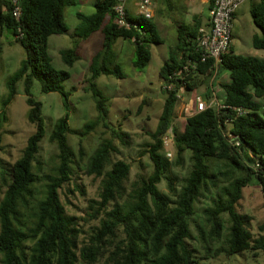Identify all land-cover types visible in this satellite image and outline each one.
Segmentation results:
<instances>
[{"label": "trees", "instance_id": "16d2710c", "mask_svg": "<svg viewBox=\"0 0 264 264\" xmlns=\"http://www.w3.org/2000/svg\"><path fill=\"white\" fill-rule=\"evenodd\" d=\"M115 1L94 0L93 14L77 15L81 24L75 29L76 43L97 31L103 34L102 46L91 58L84 89L91 93L97 120L83 126L78 133L81 137L107 117V98L96 87L95 80L102 75L123 77L116 64L111 67L115 41L122 39L133 45L132 65L138 70L151 60L150 46L162 41L157 25L141 17L128 15V21L136 28L117 27L112 11ZM73 5L74 0H21V15L16 21L11 14V0H0V37L7 30L25 52L19 70L7 83L6 103L14 97L16 83L22 81L29 107L27 120L34 127L18 159L10 163L0 157V264H202L211 255L212 244L222 239L226 247L217 253L229 257L244 252H251L253 257L264 253V235L255 236L251 229L253 217L240 212L244 190L254 182L264 197V59L236 54L232 46L219 66V74L229 75V81L222 83L224 103L247 113L238 116L230 110L217 112L210 108L188 118L185 131H176V156L169 161L162 138L178 118L180 103L175 95L165 93L157 127L150 133L142 153L149 158L150 173L142 172L144 166L138 163L140 171L130 182V165L115 159L118 151L112 140L100 143L87 158L83 174L100 181V192L98 200H87L92 214L86 222L95 221L98 226L92 228L86 239L82 238L84 231L77 217L66 211L61 199L65 188L73 182L76 165L67 139L71 133L69 116L57 119L49 135L58 151L56 167L39 175L38 153L45 126L42 105L31 96V88L37 82L41 93H57L63 108L69 109L70 93L63 87L69 73L52 66L48 38L67 32L63 12ZM251 16L263 33L262 37L253 36V47L264 50V0L253 6ZM201 24L196 19L193 25L177 26V42L160 71L163 81L184 64L180 55L195 47ZM209 27L207 24L206 28ZM60 55L69 67L79 59L75 50L62 51ZM211 69L212 63L203 65V77L195 76L188 88L205 85ZM149 100L146 96L138 111ZM226 120L229 121L225 123ZM112 133L121 145L128 146L127 135ZM225 133L238 137L241 147L232 146ZM2 150L0 134V153ZM186 151L191 152L188 176L173 175L174 168L184 166ZM212 162L221 163V168L216 169ZM163 182L167 192L159 189ZM74 189L86 196L78 185ZM212 190L217 191V197L204 210L205 223L195 225L206 253L199 258L197 249L189 242L193 240L191 224L196 204ZM260 229L263 231L264 226Z\"/></svg>", "mask_w": 264, "mask_h": 264}, {"label": "rangeland", "instance_id": "374dc122", "mask_svg": "<svg viewBox=\"0 0 264 264\" xmlns=\"http://www.w3.org/2000/svg\"><path fill=\"white\" fill-rule=\"evenodd\" d=\"M199 0H153L154 18L151 20L159 28V35L162 39L159 44L150 46L151 60L143 69H136L132 63L135 60L134 47L126 40L118 39L112 45L114 61L123 75L118 79L114 76H99L95 80L96 87L102 95L107 98V117L104 121H99L96 127L84 137L78 135L85 124L96 121L94 101L91 93L85 92L86 81L90 76L89 65L92 56L102 46L103 34L97 31L84 41H77L75 29L81 24L77 18L78 14L88 16L94 13V0H74V5L64 9V22L68 28L62 35H52L48 38V55L52 66L56 70H64L69 73V78L63 83L66 92L70 93L69 109L66 111L62 105V99L57 93L43 94L40 92L39 84L34 82L31 88V96L42 105V116L45 126V136L40 143L38 159L41 163V173H50L58 163V151L55 144L49 141V135L57 119L68 114V125L71 131L68 134V144L74 154V179L70 186L66 187L61 195L66 211L77 217L81 230L84 231L83 239H86L92 228L98 226V222L89 220L92 210L88 208V199L98 200L100 192V181L93 177H86L84 167L88 157L100 143L105 140H112L117 148L118 155L115 159L123 160L130 165V182L135 180V176L140 171L141 163L144 167L142 172L150 173L152 168L148 156L142 155L145 151V144L150 141V133L155 131L159 117L162 113L166 94L162 91L163 80L160 71L170 56L171 48L177 42V26L181 23L193 25L197 17H201L203 6ZM260 0H247L237 11L233 28V49L236 54L253 56L264 59V50H257L253 47V36H263L251 16V9ZM133 0H130V13L133 16L135 9L131 7ZM207 11L205 12V14ZM196 17V18H195ZM160 29H167L161 31ZM0 134L2 152L0 157L7 162L13 163L19 158L22 149L25 147L27 138L34 132L33 125L27 120L29 107L24 95L23 82L19 81L15 85L14 97L6 103L8 98V81L17 73L22 61L25 59V52L19 43L7 30H3L0 37ZM75 50L79 59L72 67L67 66L62 61L60 53L62 51ZM220 83L229 81L227 72H221ZM206 86L200 87V92H204ZM223 94V93H222ZM148 96V104L138 111L142 100ZM190 94L184 97L188 103ZM178 109L182 113L181 107ZM180 114H178L179 116ZM178 130L182 132V126L178 124ZM127 135L128 146L121 145L113 133ZM114 138V139H113ZM80 150L82 157H80ZM191 152L186 151L185 164L183 167L174 168L173 175L180 177L188 176L191 170L189 161ZM81 158V159H80ZM216 169H220L221 163H213ZM41 178V176H40ZM74 185L83 188L86 196L82 197L75 191ZM159 189L167 192V185L163 182ZM71 191V192H70ZM216 190L204 193V196L196 204V214L193 217L191 230L193 240L189 241L192 247L196 248L199 258L205 257V250L202 248L198 232L195 225L205 223L204 210L212 206V201L216 198ZM240 212L253 217L252 232L255 236L264 235L260 229L264 226V197L261 188L255 182L244 190L243 199L240 203ZM227 221V217L224 216ZM227 233L228 224L225 222ZM119 237H122L120 234ZM211 255L201 261L202 264H264V253L258 252L256 257L250 252H244L232 257L225 253H217L225 249L224 239L221 242L212 244ZM217 253V254H216Z\"/></svg>", "mask_w": 264, "mask_h": 264}, {"label": "built area", "instance_id": "2783aa9c", "mask_svg": "<svg viewBox=\"0 0 264 264\" xmlns=\"http://www.w3.org/2000/svg\"><path fill=\"white\" fill-rule=\"evenodd\" d=\"M246 1L214 0L209 12L210 27L198 30L195 47L180 55V59L184 61V64L163 81L162 91L168 95H175L181 109H183L162 138L163 151L169 161H173L176 156L175 139L176 131H179L178 124L182 126L181 133H183L188 118L203 113L210 108L217 112L230 110L238 116H244L247 113L243 108L232 107L224 103V91L221 81H219V66L222 57L228 53L232 46L236 13ZM11 5V14L18 21L21 15V0H11ZM131 7L135 9V14L133 15L135 17H141L148 21L154 18L153 0H133ZM112 11L114 24L117 27L124 29L136 28L133 23L128 21V15H131L130 0H116ZM18 38H21V35H18ZM210 63H212L211 74L207 78L204 92H200L201 86L189 89L188 85L195 76L203 77L200 74L201 67ZM188 94L191 96H189L190 99L186 103L184 97ZM228 121L226 120L225 123ZM225 136L232 146L241 147L238 137L231 133H225ZM255 168L258 169L259 165L257 164Z\"/></svg>", "mask_w": 264, "mask_h": 264}, {"label": "crops", "instance_id": "0c3cea01", "mask_svg": "<svg viewBox=\"0 0 264 264\" xmlns=\"http://www.w3.org/2000/svg\"><path fill=\"white\" fill-rule=\"evenodd\" d=\"M212 1L213 0H199L198 1V3L200 4V5H202L203 6V13H204V15L202 14V16L201 17H197V18H199V20L202 22V24H201V28H204V27H207V24H209V12H210V10H211V8H212ZM247 2V1H246ZM132 6V5H131ZM207 11V13L205 14V12ZM196 18V17H195ZM161 31H163V30H167V29H160ZM177 30L178 29H176V33H177ZM158 32H159V28H158ZM232 48H233V43H232ZM234 50V49H233Z\"/></svg>", "mask_w": 264, "mask_h": 264}, {"label": "water", "instance_id": "95a60500", "mask_svg": "<svg viewBox=\"0 0 264 264\" xmlns=\"http://www.w3.org/2000/svg\"><path fill=\"white\" fill-rule=\"evenodd\" d=\"M243 142V141H242Z\"/></svg>", "mask_w": 264, "mask_h": 264}]
</instances>
